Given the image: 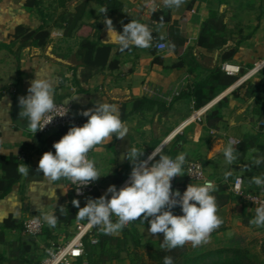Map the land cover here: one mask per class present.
Instances as JSON below:
<instances>
[{"label":"crops","instance_id":"obj_1","mask_svg":"<svg viewBox=\"0 0 264 264\" xmlns=\"http://www.w3.org/2000/svg\"><path fill=\"white\" fill-rule=\"evenodd\" d=\"M29 1L35 2L28 4ZM139 1L113 0L103 5L95 0H0V155H15L29 166V174L22 176L7 195L0 197V224L10 216L21 223L27 218L41 219L40 210L56 216L61 206L67 208L73 201L70 181L50 182L38 170L43 153L52 151L54 154L53 143L69 128L34 134L28 128V119H21L16 112L18 97L26 96L30 81L39 77L55 81V102L68 105L83 123L87 122V117L81 113L93 108L98 101L120 106L121 120L126 123L128 134L124 139L113 136L111 141L96 146L91 154L101 175L96 181L99 197L110 185L119 189L128 182L132 165L126 154L131 147L144 150L141 159H147L153 151L172 158L185 152L184 175L179 176L178 182L186 186L202 184L190 180L186 170L191 161L199 160L209 177L217 182V187H222L225 194H232L226 204L218 206L217 215L223 224L216 229L219 239L215 236L209 240L214 243L210 248L237 246L230 243L235 239L233 236L241 232L249 231L250 236L259 238L264 227L249 223L255 214L245 196L264 194V186L251 182L253 177H264V131L258 128L260 119L264 118V67L244 81L238 84L237 81L264 59V0H185L178 9L167 8L163 0H156L160 7L156 13L171 18L170 21L158 19L165 22L158 25L129 13ZM102 6L108 8L107 16L118 32L122 33L123 25L131 20L148 25L153 32V46L147 49L132 46L121 51L120 44L107 36L102 23L104 17L98 11ZM186 14L187 22L181 24V28L175 25ZM77 19L78 28L82 23L99 25L91 39L111 46L110 61H118V67L88 73L81 48L83 34L78 28L71 33L67 31L70 23ZM19 26L30 31H47L48 42L24 44V38L17 36ZM180 38L184 41L179 51L172 40ZM161 41L168 43V49L156 47ZM231 52L233 54L227 57ZM225 62L241 67V73L233 75L236 81L228 86H217L214 96L205 105L229 90L200 119L183 125L193 111L199 109L197 91L205 95L211 93L210 78L218 70L225 72L222 69ZM253 86L255 91L248 97ZM77 96L79 100L69 101ZM244 107L246 118L237 123L235 116ZM215 108L221 109L225 116L226 121L220 128L207 124V113ZM259 132L254 146L246 151H234L236 159L232 164L226 162L223 148L229 142L235 149L246 135ZM155 160H159V155ZM257 160L261 162L257 164ZM228 172L231 175L225 179ZM238 176L244 181V197L232 191ZM88 198L92 196L78 199L80 205L85 206ZM82 221L86 219L76 218L55 228L45 222V231L37 236L28 235L23 228L14 230L6 237V242L0 244V264H10L14 250L21 243L29 247L25 264H37L44 259L47 247L65 243Z\"/></svg>","mask_w":264,"mask_h":264},{"label":"clouds","instance_id":"obj_2","mask_svg":"<svg viewBox=\"0 0 264 264\" xmlns=\"http://www.w3.org/2000/svg\"><path fill=\"white\" fill-rule=\"evenodd\" d=\"M184 2L185 0H163L165 7L176 9ZM98 11L104 17L102 23L108 38H114L120 44L121 51L132 46L139 49L153 46V32L148 25L131 20L123 25L121 33L114 27L112 19L108 18L107 7L102 6ZM163 39L161 36L160 40ZM156 47L163 50L169 46L157 43ZM27 93L26 96L18 97L21 109L19 116L21 119H28V128L35 134L52 121L47 118V114L56 107L55 81L36 77L30 81ZM79 98L73 97L69 101ZM81 115L87 117V122L82 126L70 127L59 141L53 143L55 153L44 152L38 162V170L50 182L67 179L77 185L78 195L81 194L82 188L101 177L97 162L89 158L90 151L106 141H111L113 136L124 139L129 131L126 123L121 120L118 104L98 101L93 108L84 110ZM234 151L231 142L223 148V155L228 164H232L236 159ZM143 155L144 150L137 147H131L127 152L126 159L131 163L132 169L128 182L119 190L115 185H110L99 198H88L84 207H80L79 200L74 199L72 204L79 209L77 219H86L92 226L99 227L105 235H118L126 225L142 219L150 225L148 231L153 236L162 234V250L170 251L189 243L195 248L208 243L211 233L223 224V220L217 215L216 197L212 194L217 191V186L212 181H205L203 184L191 183L181 195L179 190L172 189L171 181L184 175L187 154L180 152L172 158L153 151L147 159H141ZM157 155L159 160H155ZM260 162L257 160V164ZM17 171L26 177L29 174V166L20 164ZM230 175L231 172L226 173L225 179ZM251 182L264 186V177H253ZM240 183L238 180L237 188ZM177 206L181 208L182 215L173 214L172 209ZM40 211L41 219L49 227L55 228L58 218L54 214ZM60 211L64 212L63 206ZM255 213L249 223L264 227V205L257 207ZM113 216L116 217L115 221ZM48 253L52 255V250L48 249ZM163 264H173L172 258L165 256Z\"/></svg>","mask_w":264,"mask_h":264},{"label":"trees","instance_id":"obj_3","mask_svg":"<svg viewBox=\"0 0 264 264\" xmlns=\"http://www.w3.org/2000/svg\"><path fill=\"white\" fill-rule=\"evenodd\" d=\"M60 1L65 2L66 0ZM95 1L104 5L113 0ZM34 2L35 1H29L28 4H34ZM69 15L72 17V14ZM154 16L156 19L163 18V20L167 21L171 19L169 15H159L158 13H155ZM188 18L189 16L186 14L181 20L177 21L175 25L181 28V24H185ZM77 22L78 19L70 23L67 29L68 33L78 28ZM98 27L99 25L97 23H82L78 28L79 33L83 34V41L81 44L83 61L86 67L89 68L88 73L90 74L104 70L107 67L116 68L119 66L118 61H110V45H100L98 42L91 39V35L96 29L98 30ZM17 36L24 38V44H46L49 40V33L47 31H30L24 26H19L17 28ZM183 41L182 38L179 40L173 39L172 44L176 49H181ZM232 54L233 52L228 53L227 57ZM210 80L212 81V85L209 95L203 94L200 90L196 93L198 99L197 106L199 108L204 106L214 96L217 86H228L236 81V77L218 70ZM254 91L255 87L253 86L252 89L249 90L247 96L251 97ZM236 94L239 95L237 92ZM225 121V116L219 108H215L207 113V124L211 128H220L221 124ZM67 128L70 127H64L62 129ZM260 134L261 132L255 135H246L235 146V151H246L254 146V144L258 142ZM20 164H22L21 160L15 155H0V197L7 195L12 190L13 186L21 180L22 175L17 171L18 165ZM186 188L187 186L184 183L177 182L174 191L179 190L182 195ZM72 194L73 200L79 199L75 195L74 189L72 190ZM212 194L215 195L218 206L226 204L232 197L231 193H223L222 187H217V191ZM89 196H92L93 199L99 198L96 191ZM80 207H84V205H80ZM78 211L79 209L73 204L64 208L63 213L58 209L56 212V217L58 218L57 224L70 223L77 218L76 215ZM172 211L175 215L183 214L179 206L173 208ZM112 219L115 221L116 217L113 216ZM140 226H145L146 229L142 230ZM149 227V224L142 219H138L126 225L118 235H105L100 231L99 227L93 226L92 233L84 238V255L79 258L75 264H108L111 261L123 259L124 253L134 255L133 264H163L165 256H170L173 260V264H257L253 258L251 249L245 246H222L193 253L190 244H185L183 247H177L170 251L162 250L160 248V244L163 242L162 234L153 236L148 231ZM18 228L24 229L23 223L19 222L13 216L5 219V221L0 224V244L5 243L6 237ZM215 232L216 231H214V233ZM92 238H95L96 242H93ZM28 248V245L21 243V245L14 250V259L10 258V264H25V262H27L26 253L29 251ZM145 249L147 250L146 253L144 251ZM262 249L264 251V241L262 243ZM144 255H147L149 260L144 259ZM42 261L43 259H40L37 264H42Z\"/></svg>","mask_w":264,"mask_h":264},{"label":"built area","instance_id":"obj_4","mask_svg":"<svg viewBox=\"0 0 264 264\" xmlns=\"http://www.w3.org/2000/svg\"><path fill=\"white\" fill-rule=\"evenodd\" d=\"M153 7H155V11H153ZM159 3L156 0H140L136 5L132 6L129 9V13L131 15L136 16L137 18L151 24V25H158V24H165L164 21H159L155 18V13L159 10ZM161 44H167L166 41L159 42ZM165 49H168L166 47ZM160 50V49H159ZM164 50V49H163ZM264 67V59L262 61H259L255 64V66L246 73L243 77H241L237 84L244 81L247 77L253 75L254 73L258 72ZM222 69L231 75H237L241 73V67L239 65L225 62L222 65ZM229 89L224 91L221 96L214 99L212 102L208 103L207 105L196 109L193 111L191 117L185 121V124L192 122L194 120L200 119L202 115H204L208 109L211 108V106L222 96H224ZM56 107L55 109L47 114V118L52 119L51 123L45 126V128L42 131H38V134H47L50 131L54 129H60L64 127H72V126H82L84 123L80 121L71 111L70 107L62 102H55ZM258 128L260 130L264 131V118L260 119L258 123ZM233 141V140H232ZM234 142V141H233ZM92 151L89 153V158L91 159ZM187 174L190 180L197 181L200 183H204L205 181H212L217 186V182L210 178L207 174L205 165L199 161L194 160L191 161L187 165ZM178 177L173 178L171 181L172 189H175V186L178 182ZM240 181V187L237 188L236 184L237 181ZM72 188L74 189L75 195L79 198H85L92 194L93 192L99 190L98 183L92 182L88 186L81 189V194H77L76 187L77 185L72 184ZM125 186V185H123ZM121 186V187H123ZM120 187V188H121ZM119 188V189H120ZM117 189V190H119ZM232 191L238 196H245L244 195V181L241 176H238L235 178V181L232 186ZM245 200L247 202L248 207L253 211L254 214L257 207L264 205V194H251L245 196ZM147 223V222H146ZM148 224V223H147ZM24 230L28 235L31 236H37L43 233L44 229L46 228L45 222L36 217L27 218L23 222ZM93 226L88 223V221L85 222H78L76 225V230L73 233L72 237L68 239L65 243L55 244L51 245L46 248L45 250V257L42 261V264H73L76 262L79 258H81L84 255V238L92 233ZM214 234V231L211 233L210 238ZM93 242H96V239L92 238ZM48 249L52 250V255H49Z\"/></svg>","mask_w":264,"mask_h":264},{"label":"rangeland","instance_id":"obj_5","mask_svg":"<svg viewBox=\"0 0 264 264\" xmlns=\"http://www.w3.org/2000/svg\"><path fill=\"white\" fill-rule=\"evenodd\" d=\"M140 228L142 230L144 229L142 226H140ZM249 233H250L249 231L243 232V233L241 232L240 234L233 236L235 239H234L233 243H230V244H238V245L243 244L244 246L250 248L252 251V254H253V258L256 261V263L257 264H264V251L262 249V243L264 241V233H261V236L259 238L258 237L254 238V236H252V235L250 236ZM72 235H73V233L69 234V236H72ZM215 236H216V232L214 233V235L209 240L213 239V237H215ZM217 237H219V236H216V238ZM217 239H219V238H217ZM212 241H215V240H212ZM236 242H239V243H236ZM213 244H214L213 242H208L206 244H203L202 246L195 247V248L192 247L190 244V247L192 249V252L195 253V252H198L201 250L209 249ZM144 251L146 253L147 250L145 249ZM143 258L149 260L147 255H144ZM133 259H134V255L124 253L123 259L114 260V261L109 262L108 264H133ZM73 264H75V262Z\"/></svg>","mask_w":264,"mask_h":264},{"label":"water","instance_id":"obj_6","mask_svg":"<svg viewBox=\"0 0 264 264\" xmlns=\"http://www.w3.org/2000/svg\"><path fill=\"white\" fill-rule=\"evenodd\" d=\"M20 111H21V109H20L19 104H18L17 107H16L17 114H19ZM245 112H246V108L244 107L237 113V115L235 116V121L237 123L242 122V121L245 120V118H246L245 117Z\"/></svg>","mask_w":264,"mask_h":264}]
</instances>
